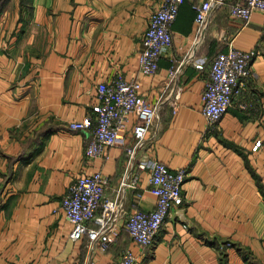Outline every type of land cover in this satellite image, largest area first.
<instances>
[{
  "label": "crops",
  "instance_id": "obj_1",
  "mask_svg": "<svg viewBox=\"0 0 264 264\" xmlns=\"http://www.w3.org/2000/svg\"><path fill=\"white\" fill-rule=\"evenodd\" d=\"M4 1L0 264H117L126 249L135 255L134 264H222V252L226 264H264V14L254 10L243 24L229 14L238 0H222L195 46L194 0H184L170 26V46L157 70L144 74L138 67L142 38L162 0ZM229 44L255 54L231 104L208 124L200 111L201 92L212 56ZM191 52L203 67L183 65L174 100L168 68ZM117 74L140 82V93L156 104L158 116L131 159L126 148L133 143V115L124 143L88 157L91 129H70L68 122L90 114L97 84ZM142 159L186 171L182 204L171 209L145 247L124 228L134 209L156 204L148 170L137 167ZM95 171L108 179L105 195L119 190L122 201L119 232L105 251L88 246L85 234L72 240V223L61 209L70 183ZM134 173L137 187L123 186Z\"/></svg>",
  "mask_w": 264,
  "mask_h": 264
},
{
  "label": "built area",
  "instance_id": "obj_2",
  "mask_svg": "<svg viewBox=\"0 0 264 264\" xmlns=\"http://www.w3.org/2000/svg\"><path fill=\"white\" fill-rule=\"evenodd\" d=\"M183 2L184 0H162L150 13L138 59L141 73L152 74L157 70L159 58L171 44L170 26ZM221 2L222 0L192 2L196 25L193 38L195 46L204 37V30L215 5ZM254 10L264 14V0H238L230 5L229 14L245 24L250 21ZM254 54V51L240 50L229 44L226 51H218L212 56L208 78L201 92L200 108L208 124H214L220 119L231 104L233 95L239 92V81L249 76L250 62ZM189 61L197 68L203 67L191 52L168 68L167 86L174 84V100H177L180 92L176 81L183 65ZM131 115L134 116L133 143L126 148V153L131 159L158 116L156 104L149 103L140 93V82L136 78L127 79L122 74H117L109 82H99L96 86V102L92 105L91 113L79 120L69 121L68 127L91 129L92 136L85 148V154L94 157L100 155L105 146L125 142ZM259 143L260 141H257L253 149H256ZM137 167L139 170H148V190L156 197V204L151 210L134 209L126 217L124 228L135 243L145 247L152 243L171 209L182 204V184L186 171L183 168L171 170L159 160L147 162L142 159L137 163ZM138 178L137 173L131 176L127 174L122 185L136 188ZM107 182V177L99 171L78 176L70 183L61 201V209L72 223L70 238L79 240L85 234L88 246L97 245L102 251L108 248L119 232L116 220L122 207L119 190L118 195L114 197L105 195ZM141 195L138 191L137 197ZM97 209H100L99 213ZM90 221H93L95 226H89ZM135 259L133 252L126 249L117 264H134Z\"/></svg>",
  "mask_w": 264,
  "mask_h": 264
},
{
  "label": "trees",
  "instance_id": "obj_3",
  "mask_svg": "<svg viewBox=\"0 0 264 264\" xmlns=\"http://www.w3.org/2000/svg\"><path fill=\"white\" fill-rule=\"evenodd\" d=\"M4 2H5L4 0H0V4H4ZM41 130H43V129H41ZM41 130L39 131L40 133H42L44 131V130L43 131H41ZM221 262H222V264H226V254L224 252L221 253Z\"/></svg>",
  "mask_w": 264,
  "mask_h": 264
}]
</instances>
